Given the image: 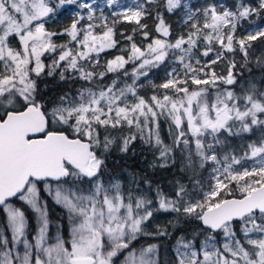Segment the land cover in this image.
I'll list each match as a JSON object with an SVG mask.
<instances>
[{
	"label": "snow or ice",
	"instance_id": "snow-or-ice-1",
	"mask_svg": "<svg viewBox=\"0 0 264 264\" xmlns=\"http://www.w3.org/2000/svg\"><path fill=\"white\" fill-rule=\"evenodd\" d=\"M71 5L70 25L49 31L48 20ZM106 6L110 15H97L95 0H0V264H159L157 245L136 247L153 234L146 229L157 212L173 214L174 229L195 224L178 236L174 264H264V76L234 87L237 53L251 73V42L264 40V27L240 38L237 27L264 14V0ZM178 12L184 30L173 38L164 17ZM122 22L133 25L119 33L122 54L102 63L121 43ZM54 36L68 39L57 44ZM221 62L226 73L214 67ZM254 63L264 72V57ZM164 64L168 78L153 85L162 91L145 99L142 78ZM45 77L75 87L49 98L40 89ZM161 116L171 121V144L160 136ZM236 137L246 140L239 149ZM137 138L160 167L175 164L178 151L187 182L176 180L171 193L148 180L143 190L135 181L125 190L108 159ZM48 200L64 212L54 235Z\"/></svg>",
	"mask_w": 264,
	"mask_h": 264
},
{
	"label": "rangeland",
	"instance_id": "rangeland-1",
	"mask_svg": "<svg viewBox=\"0 0 264 264\" xmlns=\"http://www.w3.org/2000/svg\"><path fill=\"white\" fill-rule=\"evenodd\" d=\"M117 2H118V5H129L133 2V0H117ZM185 2L189 7H193V8H203V7H206L210 4H216L218 6L229 7L228 5H226L223 2V0H185ZM258 2H259V0H245V3L251 4L252 7H257ZM95 5H98L97 15H99L101 9L104 10L105 15H110V12L112 11V9L107 8L106 0H95ZM76 11H77L76 6H74V7L70 8L69 10H67L65 12V14H63L62 17H60V18L56 14L55 16H53L52 18H50L48 20V22L46 24V28L49 31L54 32V30L56 29L55 27L57 26V23H59L58 21L60 20V21H64V23H65V26L61 28V29H64L65 27L70 25ZM254 16L250 17L247 20H241L240 21V23L237 27V30H236V37L237 38L243 37L248 32H253V31L257 30L258 27H264V23H257V22L253 21ZM164 18H165L166 23L171 25V28H173L172 29L173 38L176 35L180 34L181 31L184 30V25L182 23V19H183V13L182 12H178V13L171 14V15L165 14ZM147 23L149 24V28L152 29L153 28V21L151 19H149L147 21ZM132 28H133V25L128 24V23L122 22V23H119L117 25V36H116V38L118 40H120L121 43H120V45H118V47L116 49H112L110 51L103 53L101 55V61H104L106 59H112L115 55L122 54L120 52V48L124 47L126 42L123 41V39H122V37H120L119 33H120V31H123V32H125V34H131ZM60 31H62V30H59V32ZM56 32H58V31H56ZM58 37L59 38L56 41L53 38V40L57 44L63 43L68 39V37H66V36H58ZM135 40L138 44L142 43L141 37L139 36V34H137L135 36ZM144 43H146V42H144ZM250 56H251V59L253 60V64H255L254 61L257 57H264V40H257V41L251 42ZM209 59H211V56L209 57ZM45 62L46 63L49 62L47 58H46ZM170 67H171V65H169V64L161 65L159 68L153 69L147 78H142L143 86L139 88V94L141 96L145 97V99H148L151 95H153L154 92L159 94L162 90H160L159 88H153V85H159V84L163 83L168 78L167 72L170 70ZM214 67L218 73H226V70H227L226 63L221 62V63L215 65ZM223 68H225V69L223 70ZM111 79H112V77L109 76L106 79V82H110ZM170 124H171V121L165 119V117L161 116L159 118L160 136L166 144H171V142H172L171 137L169 136V125ZM127 134H128V130H127V128H125L123 131V135H127ZM114 135L120 136L121 133L117 132V133H114ZM260 135H261L260 130L256 129V130H254L251 138L257 139ZM244 143H246V140H244L240 137H236V138L232 139V146L237 148V149H239L240 146L243 145ZM135 148H136V150L139 151L138 154L141 155L142 162H143V164H145L147 166L149 171H154L156 169L163 168V167L159 166V164L161 162H159L157 160L158 153L155 152L154 149L149 147L147 144H145L139 138H137L130 145L129 151L127 153H120L118 148H115L113 150V152L115 154L119 155L120 157H127V156L131 155L130 152H133ZM137 157H139V159L141 158L140 156H137ZM174 159H175V164H171V162H169V166H168L169 168L172 169V176L168 179L165 187L159 186L166 193H171L172 188L174 186V182L176 180H184L185 182H187L186 177L181 172L182 158H181V155L178 151L175 153ZM129 166L125 165V163L123 165H121L120 169L113 176V178H119L120 182L122 183L125 190H127L128 188H131V187H135L136 185H135L134 181L139 182L140 188L142 190L145 189L147 187V185H145L142 182L144 179L142 180L140 178V176L131 168V166L130 167ZM205 175H207V174H205ZM151 184H152L153 189H155L157 187L156 184H154L152 182H151ZM46 198L47 197H45V199ZM171 220H173V214L165 213V212H157L154 214V216L149 221V225L146 229V231L153 233L152 235H149L146 237L150 238L149 244L157 245L156 258L158 261L161 260L163 264H174V251H175L176 241L178 239V236L180 234L190 235L191 229L193 227H195V224L193 223V224L187 226V228L183 229L182 231L180 229L184 228L185 225L181 226L179 229H174V227L169 224V221H171ZM56 226H57V223L51 221L50 232L53 235L56 232ZM165 228L170 233V235L160 236V235L155 234L158 229H165ZM66 233H67V228H66L65 234ZM149 244H147V245H149Z\"/></svg>",
	"mask_w": 264,
	"mask_h": 264
},
{
	"label": "trees",
	"instance_id": "trees-1",
	"mask_svg": "<svg viewBox=\"0 0 264 264\" xmlns=\"http://www.w3.org/2000/svg\"><path fill=\"white\" fill-rule=\"evenodd\" d=\"M223 2L226 5H228L230 8H232L235 5V3H237V0H223ZM74 6L75 5L65 6V8L67 10H69L70 8H72ZM67 10H65V9L59 10V12L57 13V16L59 18L62 17V15L65 14V12ZM253 21L257 22V23H264V14H261L260 16H254ZM58 22L59 23H57V26L55 27L56 29L54 30V32H56V31L59 32V30H63L61 28L65 26L64 21L59 20ZM53 38L56 41V40H58L59 37L54 36ZM236 59H237V68L234 71L237 75L238 83L234 87L239 88L240 85L244 81L251 79L253 77L257 81H260L261 77L264 76V72L259 71L257 69L256 65L253 63L249 64V67L252 68L251 73H249L245 69H242L240 67V64L243 63V61H242L239 53H237ZM101 62L103 63V61H101ZM224 69L225 68H223V70ZM240 72H243V76L239 75ZM68 87H75V86L74 85H67V84L59 82L58 77H53V78L45 77L40 82L41 91L44 92L45 95L49 98L56 97L62 91L67 90ZM138 153H139V151L136 150V148H135L133 152H130V154H131L130 156L120 157L119 155L115 154L112 151V153L110 154L109 159H108V166H109L111 176L113 177L117 173V171L120 169V166L125 163V165H127V166L130 165L131 168L140 176V178L142 180L143 179L148 180V181L156 184L157 186L165 187L168 179L172 176V169L169 167H163L160 169H156L154 171H149L147 166L145 164H143L141 155ZM137 156H140L141 158L139 159V157H137ZM108 179H109V177L105 176V180H108ZM48 213H49V218L52 222H55L57 224L62 222V218L64 217L63 210L60 207L56 206L54 203H52L50 200H48ZM3 220H4L3 214H0V223H2ZM29 222H30L32 229H34L35 224L33 223V218L31 217V215H30V221ZM64 223H65V231H66L67 223L66 222H64ZM187 226H189V225H185L184 228H181L180 230L182 231L183 229H186ZM149 243H150V238L146 237V236H142L140 238V240L137 242L136 247L139 248L140 246H146ZM158 262H159V264H163L161 260H159Z\"/></svg>",
	"mask_w": 264,
	"mask_h": 264
}]
</instances>
